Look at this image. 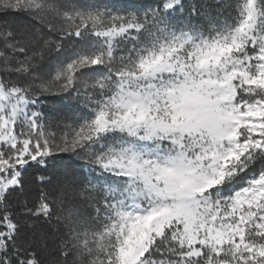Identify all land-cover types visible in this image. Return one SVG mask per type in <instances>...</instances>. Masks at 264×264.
<instances>
[{"label": "snow or ice", "instance_id": "obj_1", "mask_svg": "<svg viewBox=\"0 0 264 264\" xmlns=\"http://www.w3.org/2000/svg\"><path fill=\"white\" fill-rule=\"evenodd\" d=\"M0 20V264H264V0Z\"/></svg>", "mask_w": 264, "mask_h": 264}, {"label": "trees", "instance_id": "obj_2", "mask_svg": "<svg viewBox=\"0 0 264 264\" xmlns=\"http://www.w3.org/2000/svg\"><path fill=\"white\" fill-rule=\"evenodd\" d=\"M134 2H142V0H134ZM6 19H8L10 22L13 21H20L23 20V17H17L15 15H11L9 17H7ZM3 21L0 20V23H2ZM52 102H46V104L51 105ZM62 105L60 103H56L55 107H61ZM75 158H70L68 156H57L53 159H50L48 162V169H47V173L48 174H56L59 170L65 168L66 166H71L73 168L79 169V165L77 163H74ZM40 174V170L36 167L30 168L28 170V172L26 173V181H27V186H30L33 191H35V189L39 188L40 185L38 183V181L36 180V177ZM49 187V189H51V186H47ZM47 225L43 224L40 221H36L35 222V228L32 229L36 232H39L41 230L46 229ZM46 255V253H43Z\"/></svg>", "mask_w": 264, "mask_h": 264}]
</instances>
